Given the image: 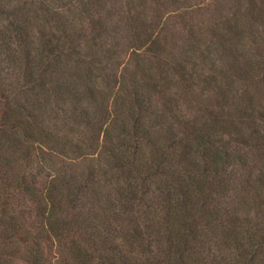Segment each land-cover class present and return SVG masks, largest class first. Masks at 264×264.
I'll return each mask as SVG.
<instances>
[{"label": "trees", "instance_id": "trees-1", "mask_svg": "<svg viewBox=\"0 0 264 264\" xmlns=\"http://www.w3.org/2000/svg\"><path fill=\"white\" fill-rule=\"evenodd\" d=\"M12 1L0 0V264H264V128L247 89L264 91V57L237 42L264 40V0L214 19L233 39L201 48L167 32L124 71L147 28L132 0ZM205 51L226 58L211 70L228 83L211 80L201 107L187 59L202 69ZM173 85L201 117L179 111Z\"/></svg>", "mask_w": 264, "mask_h": 264}, {"label": "rangeland", "instance_id": "rangeland-1", "mask_svg": "<svg viewBox=\"0 0 264 264\" xmlns=\"http://www.w3.org/2000/svg\"><path fill=\"white\" fill-rule=\"evenodd\" d=\"M24 0H13V4H21ZM52 1V0H48ZM69 0H56L53 2L55 7H59L65 3H67ZM81 1V0H80ZM107 4H120L128 9V0H107ZM144 1V4L142 2ZM155 0H132L131 2V8L132 10H143L141 13V17L138 18V25H144L145 31L140 30V40L137 42H144L143 46L140 48H136L133 51L128 49L127 52H124V58L122 61L125 60L124 69L126 68H132L133 62L138 60H143L144 57L151 55L150 48L152 47V41L151 39H157L161 41V38L164 34L167 32L172 33L173 41L177 44H183L188 46H199L201 48L205 47L207 44H211L213 42H219L223 36L226 38L233 39L236 34V30L232 29L233 27H230V29H227L226 27H223L221 25L215 24L214 28H211V24L213 23L214 19H217L218 17H223V15L231 16L236 11L243 12V6L246 5L248 0H167V2H163V4L158 5L154 2ZM164 1V0H163ZM253 1V0H252ZM259 1V0H258ZM72 3H76L77 0H70ZM161 2V1H156ZM125 10V9H124ZM132 13V12H130ZM246 26H249L246 21H244ZM253 26H259L258 24H253ZM211 28V29H210ZM256 32V31H255ZM247 33H250L248 30H245L242 32L241 39H239L237 42L242 43V45L246 48V50L249 53V57H253L254 59H259L257 57L262 56L264 57V51L259 50V48H264V40L259 34L255 35H248ZM175 37V38H174ZM148 38V39H147ZM149 38H151L149 40ZM163 42V40H162ZM172 43V41H169ZM189 44H186V43ZM239 43V44H240ZM124 43H121V46ZM237 44V43H235ZM238 45V44H237ZM239 46V45H238ZM205 54L209 58L208 65H204L202 69H198L196 67L195 63L200 62L201 58L199 56H193L189 60L187 59V63L189 66L187 67L188 72L190 73L188 75V84L192 86V89H194L195 92H198L200 96L204 99L203 102L200 104L202 107L203 104H208L210 101L213 100V87L209 86L211 83H209L211 80H215L218 83L224 84V86L227 85L228 81L223 80V77L220 75V73H216L211 70V68H217L222 65H224L226 62V58L219 57V53H209L205 51ZM211 59H214V63H211ZM207 60H205L206 62ZM124 63V64H125ZM120 66V69L123 66V63ZM119 69V67H118ZM117 69V72H118ZM170 78L172 80H177L179 77L178 72L172 74L170 72L169 74ZM240 80H237V83ZM243 87L247 88L246 85L242 84ZM202 88V89H201ZM250 89V94L258 96L260 99L257 103L259 110H261V115H258L257 123L260 124L262 128H264V91L258 90L257 86H252V83H249L248 88ZM172 93H174L175 96L178 97L180 106L179 111L185 115V117H201L203 113L198 109V105L195 104V101L191 98L192 93L190 94V97H181L177 93V88L173 85L171 87ZM119 93V92H118ZM122 95V93H119V96ZM257 101V100H256ZM79 142V141H76ZM260 151L254 150L252 158L258 159ZM92 158H98L99 155H97V152H94ZM135 251V249H134Z\"/></svg>", "mask_w": 264, "mask_h": 264}]
</instances>
